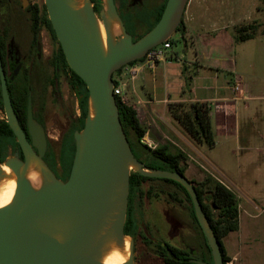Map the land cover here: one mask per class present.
<instances>
[{"label":"water","instance_id":"95a60500","mask_svg":"<svg viewBox=\"0 0 264 264\" xmlns=\"http://www.w3.org/2000/svg\"><path fill=\"white\" fill-rule=\"evenodd\" d=\"M189 1L167 0L158 24L136 42L126 33L120 20L123 36L118 44L114 43L110 55L105 57L96 41L88 36L67 0H45L49 20L68 66L85 82L90 94L85 128L75 134L76 155L67 182L58 181L42 159L46 153L47 139L43 129L34 121L31 99L28 105V126L32 144L24 134L11 102L0 54V81L5 113L25 154V161L4 163L9 164L18 176V188L12 205L0 210V264H100L84 252L107 212L109 201L118 185L125 186V195L117 232L119 236H127L125 224L132 172L127 170L129 161L139 166L138 171H133L135 173L149 178L169 179L186 188L214 264H225L218 240L190 181L177 173L144 168L134 157L120 121L114 93V74L147 57L152 50L170 40L182 23ZM107 6L118 16L115 0H107ZM105 14L101 15L104 19ZM95 16L91 12V17L98 20ZM91 100L96 112L93 121L90 120ZM26 153L36 155L52 179L49 185L38 192L20 177L22 165L26 163ZM58 216H67L75 223V231L65 244L37 227L38 222ZM133 251L132 245L129 264H133ZM193 262L207 264L197 260Z\"/></svg>","mask_w":264,"mask_h":264},{"label":"rangeland","instance_id":"374dc122","mask_svg":"<svg viewBox=\"0 0 264 264\" xmlns=\"http://www.w3.org/2000/svg\"><path fill=\"white\" fill-rule=\"evenodd\" d=\"M160 1L157 0L155 4ZM194 1L203 8L201 13L202 31H200L202 46L199 50V56L202 58L205 56L211 57V49L218 47L217 51L219 50L222 55H217L223 56L227 61L231 57L230 54H232L234 61L237 63V74L246 87L245 95L247 99L245 103L250 107L249 115L251 116L250 119L245 118L241 121V135L245 140L247 137L246 128L255 134L250 143L253 150L251 152H241L235 148L234 153L228 156L227 152L226 154L223 153V149H217L216 147L209 149L203 146L199 151L200 155L187 148V140H189L187 135L169 118L165 119V122L161 121L160 126L171 141L166 138L164 140L159 139L161 141L155 144L158 146L170 143L186 155L189 153L191 158L188 157V159L191 168L186 175L189 181L201 182L207 175L213 174L214 177L230 187L240 197L242 203L246 204L247 200L253 203L254 206H249L246 213L240 214V231L231 233L224 239L223 243L227 254L234 259L235 264H264V0ZM34 4L42 7L45 5V0H20L19 5H14L11 10L5 12L11 26L13 25V36L16 44L21 48L22 46L25 47V50L23 49L24 53L30 36L27 9ZM101 5L103 7L101 13H96L94 6L91 12L96 15L95 17L98 20L103 21L104 17H101V15L106 12L107 0H102ZM254 21L258 22L260 27L255 39L250 41L237 42V33L234 29L223 30L219 33L213 32L220 26L230 25V23H234L238 27ZM149 26L152 27L153 25L150 24ZM122 36L120 34L117 37L118 39L116 38L115 44L120 42ZM171 39L176 43L172 51L183 57L182 51L185 47L182 35L176 33ZM41 43L44 59H48L51 56V47L45 34L41 39ZM186 56L187 60L196 59L195 50L189 48ZM182 62L183 59L176 62L177 67H182ZM42 67L38 71L46 77H38L42 80L36 85V95L39 98L44 91H47V110L44 117L46 129L44 133L50 142V149L59 159L62 138L67 136L73 129L80 128L81 95L78 90L71 88L72 85L67 75H63L59 83V98L54 103L49 85V80L53 75L52 69L49 66ZM226 75L228 76V74ZM175 86L177 87L178 83ZM37 101L40 107V99ZM5 118L6 115L0 111V119ZM144 128L147 131L151 130L149 132L152 136L158 137L157 133H152L151 126H145L144 124ZM13 157L14 153H7L5 162L19 161ZM55 177L58 181L63 182L56 175ZM149 186H152L156 191H159L158 188H162L169 193H173L181 202H173L175 204L173 205L171 199L165 195L160 198L152 196L150 199L142 196L146 202L147 211L146 215H137L138 229L146 234L153 243L160 242V239L164 237V240L170 244L190 251L195 259H199L198 261L209 259L207 258L208 254L200 230L193 223L190 212L191 206L187 202L185 194L173 185ZM143 188L147 190L148 187L143 186ZM163 213L167 214L165 216L167 220L163 218ZM135 242L132 239L133 249L135 248ZM137 246L141 247L140 238ZM153 248L154 246L152 249L148 248L147 254L144 253L143 248L139 249L145 262H154ZM132 260L133 264H137L134 251Z\"/></svg>","mask_w":264,"mask_h":264},{"label":"trees","instance_id":"16d2710c","mask_svg":"<svg viewBox=\"0 0 264 264\" xmlns=\"http://www.w3.org/2000/svg\"><path fill=\"white\" fill-rule=\"evenodd\" d=\"M94 4V9L96 13H101L103 7L101 5L102 0H91ZM167 1V0H166ZM8 0H0V9L5 7ZM167 3V2H166ZM166 3L163 6V10L166 7ZM30 11L33 14V31L37 34L40 30L39 26L41 24L47 25L54 36V41L58 45L56 52V62L54 65L62 67L65 73H68L72 80L73 89L78 90L81 95L80 109V128L73 129L65 139L62 140V146L60 153L62 154L61 159L63 164L68 167L69 171L73 167L75 155H76V140L75 134L81 132L85 128L86 120L88 118L89 112V98L90 94L87 89L85 82L74 73L67 64L65 55L61 48V45L56 37L53 26L48 18L46 6L42 7L39 5L30 6ZM161 18V16H160ZM258 22H252L245 25H240L236 27L237 42H246L255 39L257 31L259 29ZM185 30L184 21L182 20L181 25L178 27L177 32L183 34ZM138 41V40H137ZM174 46L176 43L170 41ZM156 50V49H154ZM152 50L151 52H153ZM0 52L3 61L4 70L6 72L5 55L7 52L6 43L0 40ZM146 60V57L142 60L135 61L117 71L113 80L115 83V88L119 87L116 81V76L121 74L126 68L133 67L137 64H141ZM9 92L13 89L12 85L8 84ZM117 106L120 114V121L128 140L129 146L134 157L143 165L144 168H149L155 171L172 172L180 174L181 176L187 178V172L189 170V159L188 156L177 147L170 143L163 145H158L156 149H151L146 144L142 142L143 138L147 135V130L141 125L138 118L137 112L131 107L130 103H124L122 99L116 96ZM13 107L16 106V115L20 121L22 127L27 125V94L24 93L22 97L12 100ZM0 109L3 110L2 102V92L0 85ZM211 108L205 103H179L171 106L170 113L173 121L183 130L187 135L189 141L195 147H207L213 149L217 145V136L215 131L214 122L211 116ZM13 131L5 121H0V138L1 140H7L9 137H13ZM0 162H3L0 161ZM193 185L199 201L202 205L205 216L209 222V225L214 233V236L218 240L224 263L225 264H235L234 259L228 256L225 246L224 239L227 238L231 233H236L240 228V209L239 202L235 193L230 190L226 185H224L219 180L214 177L207 175L206 178L201 182L190 181ZM149 185H173L176 189L182 191L187 197V202L190 203V212L193 223L200 230V234L204 240V247L206 248L207 254L210 260L203 259L201 262L214 264L213 256L211 250L207 244L203 230L199 224L196 216L192 198L186 188L178 182L169 179H158L144 177L138 173L132 172L130 176V193H140L147 199L152 196L155 198H160L163 195L167 196L171 200L174 199L175 202L180 200L177 196H172L169 192L162 188H158L159 191L153 189ZM143 186H147V190H144ZM130 198V195H129ZM181 202V201H180ZM134 224L131 216L128 215L125 227V235H131V228ZM174 256L178 257V251L172 250ZM195 259L191 253L187 252V264H198L193 262ZM179 260H172L171 262L166 261V264H179ZM181 263L184 264V259H181Z\"/></svg>","mask_w":264,"mask_h":264},{"label":"crops","instance_id":"0c3cea01","mask_svg":"<svg viewBox=\"0 0 264 264\" xmlns=\"http://www.w3.org/2000/svg\"><path fill=\"white\" fill-rule=\"evenodd\" d=\"M202 9V6L198 5L196 1L190 0L185 10L182 19L185 30L183 34H180L184 39L183 57L172 51V47L165 51L164 57L157 61L154 68L144 67L133 74L132 69L141 67L142 63L137 64L126 68L115 79L127 96L131 107L137 112L141 125L143 127L144 124L151 126L152 133L158 134L156 138L150 134L149 131L151 130L147 131L146 138L152 142L158 143L165 138L171 141L160 126L161 121L165 122L167 118L173 121L170 113L171 106L179 103H205L212 110L211 116L217 136L216 148L223 149V153L226 154L227 152L228 156L234 153L235 148L241 152H251L253 148L250 143L255 134L246 128L247 137L245 140L241 135V121L245 118L247 120L251 118L249 115L250 107L245 103L247 99L246 87L237 74V63L234 61L233 55L230 54V59L225 61L219 50L217 51L219 48L214 47L211 49V57L202 58L199 56V50L202 46L200 41ZM235 27L234 23H230V25L220 26L213 32L235 30ZM189 48L195 50L196 59L187 60L186 53ZM180 59H183V66L177 67L176 62H179ZM174 83L175 85L178 83V86L176 87ZM238 85L239 91L236 92L235 87ZM187 148L200 154L201 147L193 146L189 140H187ZM187 156L191 158L189 153ZM190 168L189 166V170ZM201 168L204 170V167L201 166ZM210 175L214 177L213 174ZM228 188L232 190L230 187ZM236 196L240 214L246 213L249 206H254L249 200L246 204L242 203L240 197Z\"/></svg>","mask_w":264,"mask_h":264},{"label":"flooded vegetation","instance_id":"af4514ba","mask_svg":"<svg viewBox=\"0 0 264 264\" xmlns=\"http://www.w3.org/2000/svg\"><path fill=\"white\" fill-rule=\"evenodd\" d=\"M157 0H138L135 2V0H115V5L117 8V13L120 18V20L123 23V26L126 30V33L131 36L133 39V42H136L137 40H140L144 36H146L151 30L155 28V26L160 21V16L163 15V6L167 2L166 0H161L158 4H155ZM20 0H8L5 7L0 9V40L4 41L7 46V52L5 55V63H6V79H7V85H12L13 89L11 90L10 98L11 102L12 100H16V98L22 97L24 93L27 94V125L26 127H22L20 124V121L18 119V122L26 135L28 141L30 144H32V137L29 131L28 126V105L29 100L32 101V110H33V118L34 121L43 129V131L46 129L45 126V112L47 110V91H44L38 98L36 95V85L41 82L42 79H39L38 77H46V75H43L38 70H41L42 66H49L52 69V77L49 80V85L51 88V98L53 99V102L56 103L58 100V93H59V83L61 76L67 75V77L70 79V83L72 85L71 77L68 73H65L62 70V67L54 65V62H56L55 54L58 49L57 43L54 41V36L47 25L41 24L39 26L40 30L36 34L33 31V14L31 13L30 7L27 9V13L29 15L28 22H29V32L30 36L28 38V45L26 47V51L24 53L23 49L25 50V47L17 46L15 37L13 36V25L11 26V22L9 21V18L5 14L6 11L11 10L14 5H19ZM48 14V13H47ZM49 18V16H48ZM152 24L153 26L150 27L149 25ZM150 27V28H149ZM176 33H178L176 31ZM175 33V34H176ZM47 36V39L49 40V45L51 47V56L48 59H44L43 51H42V43L41 39L43 35ZM1 54V52H0ZM2 59V58H1ZM68 64V63H67ZM3 65V61H2ZM4 68V66H3ZM48 81V79H47ZM46 81V83H48ZM1 85V81H0ZM47 85V84H46ZM73 88V85L71 86ZM9 89V88H8ZM2 92V90H1ZM38 99L41 101L40 107L38 106ZM2 102H3V96H2ZM13 105V102H12ZM14 111H17L16 106L13 107ZM1 112H3L5 115V109H4V103H3V110L0 109ZM15 112V114H16ZM79 117V122H80ZM0 121H5L8 125V118L6 115L5 119H0ZM10 127V125H9ZM11 128V127H10ZM12 130V128H11ZM13 131V130H12ZM13 137H9L7 140H1L0 138V161L3 160V162H0L1 164H4L6 161V155L7 153H14L13 158H17L19 161H25V154L21 147V145L18 142V139L16 135L13 132ZM47 139V149L45 156L42 158L45 164L48 166V168L51 170V172L59 177L63 182H67L69 180L70 174L72 169L69 171L68 167L63 164V160L61 159L62 154H59V159L56 158V155L54 154L53 150L50 149V142ZM65 139V136L62 138V140ZM35 152H38V150L33 147ZM172 196H174L173 193H170ZM129 203H128V211H127V218L128 215L131 216L132 220L134 221V224L132 226L131 235H127L131 237L135 242V248L134 252L136 254V260L137 264H166V261L171 262L172 260H179V264L181 263V259H184V264H187V252L191 253L190 251H187L186 249L182 247H176L169 242L164 240V237L160 239V242L153 243L146 234L142 233L141 230L138 229L137 226V215L144 214L146 215V202L144 201V198L140 195V193L136 192L130 193ZM170 201V200H169ZM172 204L175 205V200L172 199ZM174 202V203H173ZM167 214H164L163 218L165 220ZM127 221V219H126ZM126 227V224H125ZM141 239V247L144 250V253L148 252V248H153V260L154 262L148 263L145 262L144 258L141 256L140 248L137 246L138 239ZM172 250L178 251V257L174 256V253Z\"/></svg>","mask_w":264,"mask_h":264},{"label":"bare ground","instance_id":"6f19581e","mask_svg":"<svg viewBox=\"0 0 264 264\" xmlns=\"http://www.w3.org/2000/svg\"><path fill=\"white\" fill-rule=\"evenodd\" d=\"M69 7L75 12L79 22L88 34V36L96 41L100 50L105 57L109 56L116 38L122 32V25L119 17L108 6H106V14L104 21L94 20L91 17V9L93 4L91 0H67ZM80 10L77 11L76 9ZM118 25V27H117ZM118 39V38H117ZM95 107L93 101L90 104V120L95 118ZM83 147V143H82ZM32 168L37 171V177L29 181L26 175L29 169ZM128 171H138L139 166L133 161L127 163ZM18 181V176L15 174ZM20 177L27 181L28 185L36 192L40 191L42 187L49 185L52 181L50 174L47 172L41 160L33 154L26 153V163L22 165ZM6 174L0 171V180H4ZM125 195V186L118 185L114 194L109 201V208L103 216L99 227L91 236L84 253L90 255L94 260L100 262V258L107 254L112 244H116L123 248L124 238L129 236H119L117 232L118 221L120 213L124 207L123 198ZM15 196L13 197L14 201ZM12 201V203H13ZM12 203L10 205H12ZM8 205L7 207H9ZM37 227L43 233H46L60 243H67L75 231V223L67 216H58L49 221L38 222ZM58 237L60 239H58ZM131 238V237H130ZM132 242V238H131ZM132 249V243L130 253Z\"/></svg>","mask_w":264,"mask_h":264},{"label":"clouds","instance_id":"9594fccd","mask_svg":"<svg viewBox=\"0 0 264 264\" xmlns=\"http://www.w3.org/2000/svg\"><path fill=\"white\" fill-rule=\"evenodd\" d=\"M76 10L79 11L80 9L77 8ZM0 171L8 177L4 180H0V195L4 196L3 201L0 202V210H2L12 203L13 197L17 192L18 182L15 171L9 164H0ZM37 175V171L30 168L26 175V179L32 181ZM58 239L60 238L58 237ZM131 243V238L125 237L122 249L120 246L112 244L108 253L100 258V264H129L131 260Z\"/></svg>","mask_w":264,"mask_h":264},{"label":"built area","instance_id":"2783aa9c","mask_svg":"<svg viewBox=\"0 0 264 264\" xmlns=\"http://www.w3.org/2000/svg\"><path fill=\"white\" fill-rule=\"evenodd\" d=\"M170 41L171 39L163 43L160 47L156 48V50H154L153 52H150L146 57V61L141 64V67H136L132 69V73L136 74L141 68L144 67L154 68L157 61L164 57L165 51L170 50L173 47ZM235 91H239V85L235 87ZM114 93L116 96L120 97L124 103H129L127 96L120 87L115 88ZM142 142L151 149L157 148V144L147 139L146 136L145 138H143Z\"/></svg>","mask_w":264,"mask_h":264},{"label":"snow or ice","instance_id":"6c2138e0","mask_svg":"<svg viewBox=\"0 0 264 264\" xmlns=\"http://www.w3.org/2000/svg\"><path fill=\"white\" fill-rule=\"evenodd\" d=\"M4 199V196L3 195H0V202H2Z\"/></svg>","mask_w":264,"mask_h":264}]
</instances>
